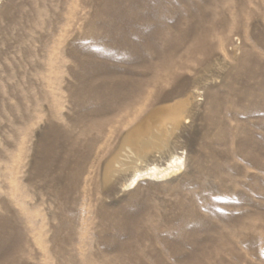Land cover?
Masks as SVG:
<instances>
[{"label": "rangeland", "instance_id": "obj_1", "mask_svg": "<svg viewBox=\"0 0 264 264\" xmlns=\"http://www.w3.org/2000/svg\"><path fill=\"white\" fill-rule=\"evenodd\" d=\"M176 61L182 173L105 184ZM0 264H264V0H0Z\"/></svg>", "mask_w": 264, "mask_h": 264}, {"label": "bare ground", "instance_id": "obj_2", "mask_svg": "<svg viewBox=\"0 0 264 264\" xmlns=\"http://www.w3.org/2000/svg\"><path fill=\"white\" fill-rule=\"evenodd\" d=\"M224 43H228L226 40ZM205 43H194L187 48V54L193 55L205 50ZM183 65L174 62L170 69L167 81L171 87L162 89L161 84L154 82L153 88L148 94L151 99L146 107V112L141 114V119L135 124L132 122H120L119 126L96 123L104 138H94L91 141L88 152L81 157L83 168L96 166L100 159L105 157L103 177L105 184L114 181L116 177L130 175V179L123 186L124 189L140 186L143 182L159 184L166 182L182 173L183 164L179 157L178 149L182 148L181 134L178 131L191 116V105L185 101L168 103L194 90V85L188 79H180V71ZM190 78V77H188ZM196 93V92H195ZM160 106H157L159 105ZM157 106V107H156ZM109 126V127H108ZM108 129H116L119 136L125 128L119 144L114 147L109 136ZM107 130V131H106ZM113 133V132H112ZM128 176V175H127ZM126 178V176H125ZM123 179V177H122ZM125 180V179H123ZM37 210L36 207L32 208Z\"/></svg>", "mask_w": 264, "mask_h": 264}]
</instances>
